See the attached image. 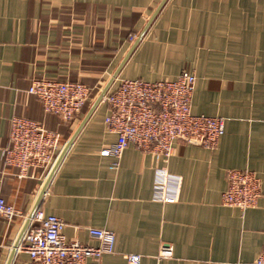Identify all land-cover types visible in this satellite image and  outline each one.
Here are the masks:
<instances>
[{"label":"crops","instance_id":"1","mask_svg":"<svg viewBox=\"0 0 264 264\" xmlns=\"http://www.w3.org/2000/svg\"><path fill=\"white\" fill-rule=\"evenodd\" d=\"M161 7V8H160ZM159 13L110 90L123 79L196 75L192 112L225 119L218 145L176 141L169 159L130 145L102 156L117 137L102 101L82 127L41 201L65 223L69 242L99 246L90 229L116 234L114 254L98 264H255L264 249V0H0V199L19 215H0V264L14 246L59 155L155 12ZM81 82L94 97L74 122L47 114L28 92L34 79ZM34 120L59 137L55 162L19 177L3 151L12 119ZM115 161L118 164H115ZM180 176L176 203L154 201L155 170ZM261 182L255 208L225 207L228 172ZM165 246L171 257H161ZM10 264H34L18 251Z\"/></svg>","mask_w":264,"mask_h":264},{"label":"built area","instance_id":"2","mask_svg":"<svg viewBox=\"0 0 264 264\" xmlns=\"http://www.w3.org/2000/svg\"><path fill=\"white\" fill-rule=\"evenodd\" d=\"M197 77L183 71L176 79L145 81L123 79L118 88L104 96L109 106L105 124L116 142L102 150V156L119 160L130 145L169 159L176 141L195 143L206 148L218 145L225 133V119L196 115L192 99ZM28 92L37 97L47 114L74 122L94 97V89L75 81L34 79ZM10 145L3 151L6 165L19 169V177L28 176L31 168L48 169L55 162L59 137L42 124L26 118L12 119ZM115 164H118L115 161ZM228 185L222 195L225 207L237 208L243 213L255 208L261 196V182L257 175L246 170L228 172ZM180 176L164 168L155 170L153 200L176 203L180 197ZM0 215L8 222L19 215L17 209L0 199ZM64 221L46 215L40 208L32 217L18 247L30 256L34 264H98L107 254H114L116 234L103 229H90L91 237L99 246L69 242L64 235ZM161 257H171L173 249L165 246ZM129 264H141V255H127ZM255 264H264V249Z\"/></svg>","mask_w":264,"mask_h":264},{"label":"water","instance_id":"3","mask_svg":"<svg viewBox=\"0 0 264 264\" xmlns=\"http://www.w3.org/2000/svg\"><path fill=\"white\" fill-rule=\"evenodd\" d=\"M161 8V7H160ZM160 8L155 12V14L153 15V17L150 19V21L148 22V24L146 25V27L144 28V30L140 33V35L138 36V38L136 39V41L133 43L130 51L128 52V54L126 55L125 59L123 60L122 64L120 65V67L118 68V70L116 71V73L113 75V77L110 79V81L108 82V84L106 85V87L101 91V93L98 95L96 101L93 103V105L91 106V108L89 109V111L87 112L85 118L83 119L79 129L77 130V132L74 134V136L72 137V139L68 142V144L65 146V148L63 149V151L61 152V154L59 155L53 169L51 170L40 194H39V197L24 225V228L21 232V235L20 237L18 238L15 246H14V249L12 251V255H11V258L8 262V264L11 263L14 255L16 254L17 250H18V247L20 245V242L23 238V235L32 219V217L34 216L35 212L37 211V209L40 207V204H41V201L47 191V188L56 172V170L58 169L61 161L63 160L64 156L66 155L67 151L69 150L70 146L72 145L73 141L75 140L76 136L78 135V133L80 132V130L82 129V127L85 125V123L89 120V118L91 117V115L94 113V111L96 110V108L100 105V103L102 102L104 96L108 93V91L110 90L111 86L113 85L114 81L117 79L120 71L122 70V68L124 67V65L126 64V62L128 61V59L130 58V56L132 55V53L135 51V49L138 47V45L140 44V42L142 41L143 37L145 36L148 28L150 27V25L152 24L153 20L155 19V17L157 16V14L159 13L160 11Z\"/></svg>","mask_w":264,"mask_h":264}]
</instances>
